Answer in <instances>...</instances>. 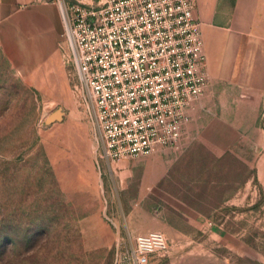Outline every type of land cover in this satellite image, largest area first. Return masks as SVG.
Wrapping results in <instances>:
<instances>
[{
	"label": "rangeland",
	"instance_id": "rangeland-1",
	"mask_svg": "<svg viewBox=\"0 0 264 264\" xmlns=\"http://www.w3.org/2000/svg\"><path fill=\"white\" fill-rule=\"evenodd\" d=\"M156 229L171 241L149 264H264V177L190 142L108 160L66 38L40 80L0 48V264H133L137 234Z\"/></svg>",
	"mask_w": 264,
	"mask_h": 264
},
{
	"label": "built area",
	"instance_id": "built-area-1",
	"mask_svg": "<svg viewBox=\"0 0 264 264\" xmlns=\"http://www.w3.org/2000/svg\"><path fill=\"white\" fill-rule=\"evenodd\" d=\"M60 9L72 60L93 102L108 160L179 148L190 111L209 86L196 0H86ZM169 241L139 235L133 264H149Z\"/></svg>",
	"mask_w": 264,
	"mask_h": 264
},
{
	"label": "crops",
	"instance_id": "crops-1",
	"mask_svg": "<svg viewBox=\"0 0 264 264\" xmlns=\"http://www.w3.org/2000/svg\"><path fill=\"white\" fill-rule=\"evenodd\" d=\"M194 16L209 86L190 111L182 146L202 145L219 158L232 152L264 177V0H196ZM64 33L58 2L0 0V48L21 77L40 80L61 67ZM175 164L154 162L166 170L161 176ZM155 231L171 241L162 229L137 235Z\"/></svg>",
	"mask_w": 264,
	"mask_h": 264
}]
</instances>
